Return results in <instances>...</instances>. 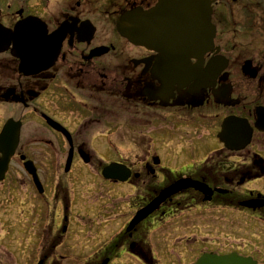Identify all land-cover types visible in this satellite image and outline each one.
Here are the masks:
<instances>
[{
    "label": "flooded vegetation",
    "instance_id": "1",
    "mask_svg": "<svg viewBox=\"0 0 264 264\" xmlns=\"http://www.w3.org/2000/svg\"><path fill=\"white\" fill-rule=\"evenodd\" d=\"M160 1L0 8V264H264V0L199 57Z\"/></svg>",
    "mask_w": 264,
    "mask_h": 264
},
{
    "label": "water",
    "instance_id": "2",
    "mask_svg": "<svg viewBox=\"0 0 264 264\" xmlns=\"http://www.w3.org/2000/svg\"><path fill=\"white\" fill-rule=\"evenodd\" d=\"M213 2V0H161L157 9L151 12V15H158L163 10L165 14L164 30L171 35V40L173 41V38H178V34L183 36V41L188 37L191 38L194 45L196 43L194 50L197 49L196 54L199 57V55H204L213 46V40L216 34V28L211 22ZM131 15H124L119 20L121 24L124 21L127 25L122 30L123 34L131 41L146 42L148 34L146 24L142 27L141 25L139 27L133 26V24L131 25ZM145 16L148 17L147 14ZM30 21L31 18H27L16 24L13 33L18 39L22 37V32L25 31L24 26L30 23ZM9 33L10 30L0 24V49L5 48V34L8 35ZM197 264H238V262L229 263V261L224 259H217L213 256L206 255Z\"/></svg>",
    "mask_w": 264,
    "mask_h": 264
},
{
    "label": "rangeland",
    "instance_id": "3",
    "mask_svg": "<svg viewBox=\"0 0 264 264\" xmlns=\"http://www.w3.org/2000/svg\"><path fill=\"white\" fill-rule=\"evenodd\" d=\"M260 1H262V0H260ZM7 5H8V0H0V8L5 9V8L7 7ZM91 197H92L91 201H93V203L95 202V203H96L95 205H97L99 201L95 199L93 193H91ZM94 200H95V201H94ZM91 212H92V211H91ZM91 212H89V213H91ZM90 215H91V214H90ZM91 216H93V214H92ZM194 230H195V229H194ZM195 231H196V230H195ZM194 233H195V232H188L187 234H188V235H193ZM202 236H203V237H210L211 235L208 234L207 232H206V233L203 232ZM215 236L217 237V235H215Z\"/></svg>",
    "mask_w": 264,
    "mask_h": 264
}]
</instances>
